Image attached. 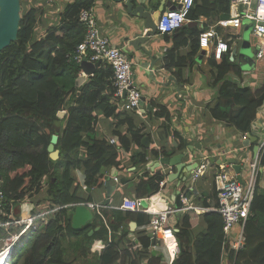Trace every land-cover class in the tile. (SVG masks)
Returning <instances> with one entry per match:
<instances>
[{
  "label": "trees",
  "instance_id": "1",
  "mask_svg": "<svg viewBox=\"0 0 264 264\" xmlns=\"http://www.w3.org/2000/svg\"><path fill=\"white\" fill-rule=\"evenodd\" d=\"M33 1L37 5L28 6L27 2L20 0L17 38L0 51V187L4 192L3 209L7 214L11 213L16 201L23 198L33 200L36 196H41L37 202L48 203V210L59 208L49 214L46 224L30 228L25 232L26 236L20 237L22 244L18 246L23 252L17 255V246L14 245L12 264H126L129 255L118 247L125 232L122 230L118 235L116 231L125 219L146 225L149 214L102 208L111 232L98 215L79 230H74L68 215L75 204L92 200L90 194H81L76 171L84 174L87 188H100L104 179L102 172L118 164V146L129 151L130 144H139L142 136L138 130H131V139L127 135H118L119 145L111 144L105 137L97 138L93 128L95 109L107 106L103 115L115 114V107L107 104L109 94L106 89L113 74L110 65L101 62L91 77L76 85L80 67L71 54L86 31L78 17L82 9L92 7L93 0L67 1L57 12L56 21L49 20L40 36H36V27L48 8L44 0ZM154 4L157 7L158 2ZM229 11L230 0H194L188 18L192 22L202 18L214 22L215 17H229ZM205 29L204 24L202 28L183 25L176 30L172 34H175L173 39L176 42L165 60L166 66L172 65L169 60H173V52L184 46L189 36L190 56L195 55L199 35ZM250 41L254 48L261 46L263 49L256 57L254 82L250 86L243 88L225 80L229 72L237 75L242 72L241 66L230 60V43H227V54L211 61L216 69L215 84L219 87L211 114L215 119L228 121L242 133L249 130L264 101V38L251 35ZM110 90L113 94L115 87L114 91L111 87ZM63 110L65 114L60 118L57 113ZM56 120L62 125L59 131L54 124ZM55 132L58 133L55 144L58 157L52 159L47 144ZM180 147L185 148L186 142L181 140ZM132 161L137 164L135 171L138 172L143 157L132 154ZM261 162L264 164V152ZM143 176L135 186L139 198L155 194L159 181L163 179L159 174ZM257 189L251 205L252 215L246 224V244L236 255L234 264H264V190ZM203 217L207 228L194 242L189 239L188 218L177 223L175 236L180 256L173 264H220L222 219L213 211ZM8 219L0 216L1 222ZM21 228L0 227V242L11 231ZM140 234L139 240L147 246L146 231ZM109 237L111 241H108ZM99 239L104 246L101 251H96L91 244ZM190 246L192 253L189 252ZM147 264L158 262L149 260Z\"/></svg>",
  "mask_w": 264,
  "mask_h": 264
},
{
  "label": "crops",
  "instance_id": "2",
  "mask_svg": "<svg viewBox=\"0 0 264 264\" xmlns=\"http://www.w3.org/2000/svg\"><path fill=\"white\" fill-rule=\"evenodd\" d=\"M56 1L60 3L55 10L50 11L55 13L51 16L52 22L56 21L57 12L69 0H51L55 4ZM161 1L163 0H147L146 3L148 8L155 9L157 7H154V3L158 2L159 5ZM164 1L169 3L167 7L172 8L177 3V0ZM92 7L100 30L110 38L111 43L115 47L125 50L132 61L133 84L142 93L141 98L143 97V103H140L141 106L138 112L124 109L121 101L122 97L116 94V88L114 91L115 86L112 74L111 80L109 78L110 85L106 89V93L109 94L107 104L115 107V114L110 117L103 115L107 106L95 109V124L93 128L98 135L97 138L113 139L114 142L111 144L114 145H119L118 135H127L131 139V130H138L142 137L139 144L134 142L130 144L129 151H126L122 146H118V164L116 167L108 168L102 172L104 179L100 188L89 189L86 186L83 189L82 186L86 184L82 183L81 180L84 178L85 182V177L80 170H77L76 176L82 189L81 194H90L92 200L88 202H95L100 208L98 214L91 208L89 209L93 216L98 215L107 225V219L102 208L110 211H120L117 207L122 202V198L136 197L135 186L144 177L143 175L153 176L159 174L165 182L162 187L158 184V191L148 197L157 200L156 208L169 204L176 209L175 213L170 217V222L173 226L177 227V223L179 224L184 217H187L190 224L189 239L194 242L198 235L207 228L203 215L212 211L215 212L214 207L217 202V190H215L214 185L215 167L220 162H231L234 164V169V166L239 165L242 159H251L255 154L253 153V147L256 144V137L264 138V101L257 109V116L251 122L246 133L238 131L226 120L215 119L211 114V108L215 105L219 87L218 84H215L216 69L211 61L213 58H219H215L213 47L201 48L199 45L195 55L190 56L191 36L188 38V34H186L187 43L173 52V60H169L172 65L168 68L165 60H167L168 55L174 48L176 41L173 38L175 34L172 35L174 32L171 34L156 32L150 41L151 43H149L150 45H147L149 50L152 49V57H157V67L155 66L156 68L153 70L155 80H152L142 66V62L149 61L148 56L141 53V51H136L129 45L130 39L134 38L136 34L146 31L140 26L141 21L128 15L120 4H114L111 0H93ZM167 7L164 5L163 11L168 9ZM240 14L242 15L241 4L235 0H230L229 17L225 19L215 17L216 20L214 22L204 18L198 22H192L189 19L185 25L202 28L205 24L207 26L205 30L211 28L216 30L219 39L231 44L229 48V57H231L234 46L238 49L235 40L237 38L241 39L243 37L242 33H245L247 28L243 26V18H240L237 26L233 23L221 26L218 22L232 19V17ZM46 23L42 30H44ZM245 34L249 35L247 38L248 42H252L250 41V36L255 35L252 30ZM250 48L252 55L250 54L249 56L253 58V61L251 63L244 61L246 66H243L244 68L241 67L242 72L238 75L229 72L225 77L226 81L243 88L250 86L254 82L255 52L257 48L252 45ZM235 56L233 61L237 63ZM78 65L80 67L79 76H85L84 81L91 77L100 66L92 67L93 72L87 75L84 74L81 63ZM89 68L90 66L86 67V69ZM110 87L114 91L113 94ZM161 109H163L162 112H160ZM63 112L65 114L64 110ZM57 122L56 130L59 131L62 125L59 121ZM248 132L255 137L254 142H248V138L242 139L243 135ZM181 140L186 142L185 148L180 147ZM132 154L138 155L139 158L143 157L144 161L142 163L139 162L141 166L138 172L135 171L137 164L132 161ZM177 155H182L178 162L164 163L161 161L165 158L171 159ZM206 155L210 161V167L205 175L197 179L193 184L190 182L192 170L200 161V157ZM241 172L244 174L245 169L242 168ZM114 176L118 177L117 181L112 179ZM122 178H124L123 181L125 182H122ZM263 178L264 175L260 181L259 189L261 190H264ZM107 185H110L111 188L108 189ZM177 193L179 196L181 194L187 195L190 204L194 207L187 211L180 210L187 205L180 199L181 207L177 208L176 200L173 199ZM39 198L41 196H36L33 200L23 198L16 201L12 204V215L16 218L26 219L35 214L36 211H39L42 206L48 208L47 202H37ZM41 225H37L38 228ZM10 227L15 226L11 225ZM109 230L111 232L110 228ZM122 230H124L125 234L121 237L118 247L120 250H125L127 255H129L125 259L126 264H147L149 260H156L158 264H173L180 256V247L176 236L173 241L167 240L166 242L162 239L152 238L145 229V225H140L131 220L127 221L126 219L123 225L119 227V230L116 231V234L120 235ZM143 230L146 231L149 240L147 246H144L139 240L140 232ZM26 233L22 236H26ZM11 234H13L12 231L9 235ZM89 234L92 233L90 232ZM108 241H111V237L108 238ZM103 243L99 239L91 245L96 251H101ZM21 244L22 240L19 238L16 243L17 255L20 252L19 246ZM13 248L14 246L9 250L11 258L13 256ZM189 252L192 253V246L189 247ZM11 258L10 262H12ZM133 259L134 261L132 262L131 260Z\"/></svg>",
  "mask_w": 264,
  "mask_h": 264
},
{
  "label": "built area",
  "instance_id": "3",
  "mask_svg": "<svg viewBox=\"0 0 264 264\" xmlns=\"http://www.w3.org/2000/svg\"><path fill=\"white\" fill-rule=\"evenodd\" d=\"M51 1V0H49ZM242 6V15L232 17L228 20H220L221 26L229 23L238 25L240 18H245L252 22V32L258 37L264 38V0H235ZM194 4V0H177L176 6L162 11L156 23V31L161 34H171L180 29L189 21L188 13ZM78 21L85 28V35L82 41L76 46L74 54L71 58L78 64L85 61H101L111 66L113 72V84L116 88V94L122 97V106L126 110L137 111L140 108L141 94L133 84L132 61L129 59L125 50L115 47L111 43L110 38L105 35L99 28L93 7L82 9L79 13ZM199 45L201 48H214L215 58H220L228 51V45L225 41L219 39L214 29H208L199 35ZM263 49L258 46L255 57L262 54ZM124 96H122L123 94ZM250 132L243 135L242 139L249 138ZM248 136V137H247ZM252 136V135H251ZM114 140L111 139L110 143ZM258 151L251 159H242L239 163V175L243 183L237 179V173L233 169V163L220 162L215 167L214 185L216 191V206L214 211L217 212L222 219L223 240L221 246V264H234L236 255L242 250L246 244V224L252 215L251 205L253 197L260 187V181L264 175V165L261 157L264 152V138L256 137ZM210 167L208 156H201L200 161L193 168L190 182H194L205 175ZM245 169L244 174L241 172ZM114 181L118 177L112 178ZM84 182V178L81 180ZM164 180L159 181L160 187L163 186ZM83 189L86 185L82 186ZM4 192L0 187V216H6L9 219L5 222L0 221V227L8 228L11 225L21 226L19 231H14L7 239L6 247L14 246L19 238L30 228H37L41 224L48 222V216L56 211L59 207L53 209L45 208L36 211L29 218L21 219L7 214L3 209ZM187 195L181 194L180 199L187 205L180 210L187 211L194 206L190 204ZM145 202V205L143 204ZM88 208L99 212V205L95 202H85ZM157 200L150 197H124L117 207L123 211L141 212L150 215V220L145 225V229L152 238L162 239L163 241L174 240L177 228L170 222V217L175 213L176 209L166 204L164 207L156 208ZM41 223V224H40ZM38 225V226H37ZM4 248V249H5ZM9 248V249H10ZM3 249V250H4ZM1 250L0 253L3 251ZM10 252V251H9ZM7 264H10L8 257Z\"/></svg>",
  "mask_w": 264,
  "mask_h": 264
},
{
  "label": "water",
  "instance_id": "4",
  "mask_svg": "<svg viewBox=\"0 0 264 264\" xmlns=\"http://www.w3.org/2000/svg\"><path fill=\"white\" fill-rule=\"evenodd\" d=\"M114 4H120L122 8L125 9L126 13L130 16H133L141 21L140 26L146 31L144 33L136 34V36L129 41V45L132 46L136 51H141L144 55H147L149 61L142 62V66L146 69L148 76L152 80H155L153 70L157 67V57H152V49H148L147 45H150L151 39L154 36L156 31V23L160 13L164 9V5L167 7L168 2L164 0L160 2L157 8H148L146 1L147 0H111ZM172 8V7H167ZM21 18V4L20 0H0V51L8 46L12 41L16 40L19 28V22ZM245 33H249V28L245 30ZM237 54V48L234 46L232 50V56L230 60L233 61L234 56ZM101 61H96L94 64L83 60L81 66L83 67L84 74L90 75L93 71L94 66H99ZM90 66L89 69L86 67ZM156 66V67H155ZM246 66V65H244ZM93 67V68H92ZM85 80V76H79L76 80V85H80ZM123 94V93H122ZM124 96V94L122 95ZM143 97L141 98V104L143 103ZM57 115L62 118L64 115L63 111H59ZM55 126H58V122H54ZM58 140V133L55 132L51 135L50 142L47 144V150L50 158L56 159L58 157V150L55 149V144ZM255 141V137L249 135L248 142ZM258 151V146L255 144L253 147V153ZM182 155L174 156L171 159L165 158L161 161L164 163H174L180 160L179 158ZM234 170L237 173V179L239 182L243 183L239 171L240 165L234 166ZM107 188H111L110 185H107ZM176 197V198H175ZM173 199L176 200V207L180 208V196L177 193ZM145 205V202H143ZM180 213V212H178ZM71 226L74 230H79L85 226L89 221L92 220L93 214L91 210L85 204H78L71 208V211L68 215Z\"/></svg>",
  "mask_w": 264,
  "mask_h": 264
},
{
  "label": "rangeland",
  "instance_id": "5",
  "mask_svg": "<svg viewBox=\"0 0 264 264\" xmlns=\"http://www.w3.org/2000/svg\"><path fill=\"white\" fill-rule=\"evenodd\" d=\"M25 2H27L28 6L32 5V6H35L37 5L36 4V1H33V0H24ZM60 2L59 1H56V4L51 2V1H48L47 2L44 0V4L47 6L48 8V12L45 13V15L41 16L40 18V21L36 27V32H37V35L36 36H40V33L43 31V26L45 25L46 22H48L49 20L52 19V15H54L55 13L54 12H50V11H53L56 9V7H58L57 5L59 4ZM43 4V6H45ZM243 26L244 28H249V30L251 31L252 30V23H250L247 19L243 18ZM242 37L241 39L237 38L235 40V43L236 45L238 46V53L236 54L235 58H236V61H237V64L240 65L242 68H244L243 66L245 65L244 64V61H248V62H252L253 61V58H251L249 55L252 53L251 52V45H250V42H248L249 40L247 39L249 35H246L244 32L242 33ZM252 55V54H251ZM264 179V178H263ZM46 206H42L40 209L43 210L45 209ZM6 242L7 241H3L2 243H0V251L3 250L5 247H6ZM4 251V250H3ZM23 252V251H22ZM21 252V253H22ZM20 253V254H21ZM6 253H1L0 254V261L4 258ZM6 260L7 259V256H5ZM10 264H12V262H10Z\"/></svg>",
  "mask_w": 264,
  "mask_h": 264
},
{
  "label": "bare ground",
  "instance_id": "6",
  "mask_svg": "<svg viewBox=\"0 0 264 264\" xmlns=\"http://www.w3.org/2000/svg\"><path fill=\"white\" fill-rule=\"evenodd\" d=\"M10 247H8L7 249H5L4 251H2L1 253H6L5 254V256H7V259H9L8 257H9V249ZM0 253V254H1ZM5 256H4V258L0 261V264H7V262H8V260H6V258H5Z\"/></svg>",
  "mask_w": 264,
  "mask_h": 264
}]
</instances>
